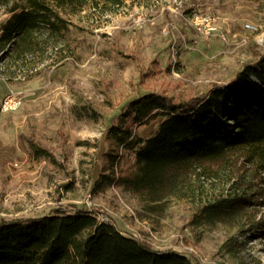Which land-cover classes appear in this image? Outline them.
Segmentation results:
<instances>
[{
    "label": "rangeland",
    "instance_id": "rangeland-1",
    "mask_svg": "<svg viewBox=\"0 0 264 264\" xmlns=\"http://www.w3.org/2000/svg\"><path fill=\"white\" fill-rule=\"evenodd\" d=\"M16 3L0 0V34ZM65 17L68 30L41 35L21 58L0 52V221L89 208L155 249L200 264H264L257 224L264 206L233 224L193 220L205 203L260 186L243 158L195 168L156 213L120 187L93 188L106 128L128 100L150 91L205 94L256 61L264 51V0L89 1ZM9 93L18 104L2 111Z\"/></svg>",
    "mask_w": 264,
    "mask_h": 264
},
{
    "label": "trees",
    "instance_id": "trees-1",
    "mask_svg": "<svg viewBox=\"0 0 264 264\" xmlns=\"http://www.w3.org/2000/svg\"><path fill=\"white\" fill-rule=\"evenodd\" d=\"M20 1L10 7L13 14L1 30V57L21 58L40 45L41 35H62L69 25L65 15L89 1L117 0ZM148 126L151 133L141 134L140 128ZM105 138L108 148L93 188L120 187L139 196L153 213L195 168L245 159L254 168L252 176L258 172L254 179L260 186L205 203L193 220L197 225L249 220L253 209L264 206V51L230 82L205 94L150 91L128 100L111 119ZM41 151L35 149L44 155ZM257 224L264 229V222ZM0 264L200 263L173 249L157 250L89 208H55L0 221Z\"/></svg>",
    "mask_w": 264,
    "mask_h": 264
},
{
    "label": "built area",
    "instance_id": "built-area-1",
    "mask_svg": "<svg viewBox=\"0 0 264 264\" xmlns=\"http://www.w3.org/2000/svg\"><path fill=\"white\" fill-rule=\"evenodd\" d=\"M208 21V20H207ZM247 27L251 28V26L246 25ZM213 28L208 27L207 28V33H209ZM18 104V100L16 98V94L14 93H9L4 96L1 102V110L2 111H7L8 109L15 108Z\"/></svg>",
    "mask_w": 264,
    "mask_h": 264
}]
</instances>
